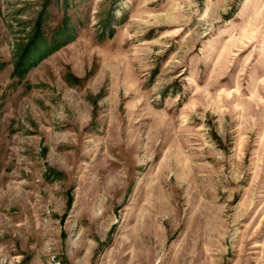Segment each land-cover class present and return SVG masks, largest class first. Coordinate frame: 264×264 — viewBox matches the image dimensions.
<instances>
[{
    "label": "rangeland",
    "instance_id": "374dc122",
    "mask_svg": "<svg viewBox=\"0 0 264 264\" xmlns=\"http://www.w3.org/2000/svg\"><path fill=\"white\" fill-rule=\"evenodd\" d=\"M0 264H264V0H0Z\"/></svg>",
    "mask_w": 264,
    "mask_h": 264
}]
</instances>
